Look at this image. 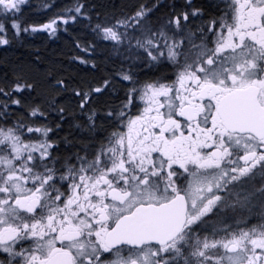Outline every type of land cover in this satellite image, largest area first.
Masks as SVG:
<instances>
[{
    "label": "snow or ice",
    "instance_id": "6c2138e0",
    "mask_svg": "<svg viewBox=\"0 0 264 264\" xmlns=\"http://www.w3.org/2000/svg\"><path fill=\"white\" fill-rule=\"evenodd\" d=\"M26 3L0 0V33L10 12L21 30L15 14ZM83 8L31 31L55 34ZM150 11L140 5L94 29L135 40L149 66L173 68L170 81L117 73L133 87L107 113L115 130L104 135L92 110L88 142L61 159L50 128L0 126V264H264V0H224L219 16L194 27L201 9L156 21ZM109 85L77 91L80 107ZM136 100L144 107L132 115ZM25 132L41 136L25 141Z\"/></svg>",
    "mask_w": 264,
    "mask_h": 264
},
{
    "label": "trees",
    "instance_id": "16d2710c",
    "mask_svg": "<svg viewBox=\"0 0 264 264\" xmlns=\"http://www.w3.org/2000/svg\"><path fill=\"white\" fill-rule=\"evenodd\" d=\"M77 2L84 5V14L71 13L76 15V20H69L55 35L31 31L32 26L38 27L61 10L73 8ZM45 4L51 7L45 8ZM140 5L151 9L148 14L151 21L201 9L202 17H190L193 26L212 16L215 10L213 0H191V4L188 0H29L19 14L20 33H13L9 43L0 48V88L9 93H0L2 122L50 128L48 138L56 145L52 154L61 159L71 156L88 142L86 125L92 110H96L95 123L104 128V135L115 130V121L108 118L107 113L118 109L133 87L117 73L134 74L136 80L144 82L168 77L172 68L166 61L149 66L147 58H142V49L135 47V40L129 42L121 38L120 43L104 40L94 31L96 24L111 26L117 19L130 16ZM24 27L29 31H23ZM127 31L129 35L139 34L131 29ZM104 79L110 80L109 87L100 94H92L82 109V98L77 96V91H89L102 85ZM17 83L34 87L15 91ZM13 100L20 103L14 104ZM37 107L44 115L30 114L31 109ZM138 109H142L140 100L132 107V115Z\"/></svg>",
    "mask_w": 264,
    "mask_h": 264
},
{
    "label": "rangeland",
    "instance_id": "374dc122",
    "mask_svg": "<svg viewBox=\"0 0 264 264\" xmlns=\"http://www.w3.org/2000/svg\"><path fill=\"white\" fill-rule=\"evenodd\" d=\"M29 0H27V2H28ZM214 6H215V3H214ZM24 7V5H21V10H22V8ZM21 13V12H20ZM20 13H16L15 14V16H16V20H17V22L18 23H20V21H19V14ZM6 22H5V31L3 32V33H1V35H3L4 36V38H6V39H8L9 41H10V36L14 33V34H19L20 33V31L19 32H17V30L16 29H14V28H12V21H13V13H8V18L5 20ZM62 25H64V23H62V22H60L59 24H58V27H57V31L59 30V28L62 26ZM120 29H122V31L124 32L125 31V29L124 28H120ZM56 31V32H57ZM39 32V31H38ZM41 32H46V33H49V34H52V33H50L49 31H46V30H42ZM56 34V33H55ZM55 34H52V35H55ZM139 35V34H138ZM7 45V44H6ZM6 45H0V48L1 47H4V46H6ZM144 57H146V54L143 52V50H142V58H144ZM3 127H5V128H7L6 126H3ZM41 134L40 133H25V135H24V139H25V141H28V140H37L38 138H40L39 136H40ZM51 142H53V141H51ZM54 143V142H53ZM56 147V146H55Z\"/></svg>",
    "mask_w": 264,
    "mask_h": 264
},
{
    "label": "flooded vegetation",
    "instance_id": "af4514ba",
    "mask_svg": "<svg viewBox=\"0 0 264 264\" xmlns=\"http://www.w3.org/2000/svg\"><path fill=\"white\" fill-rule=\"evenodd\" d=\"M214 1V3H215V10H214V13H213V15L212 16H208L207 18H205L204 19V21H207L209 18H211V17H214V16H219L220 14H221V11L223 10V8H224V0H213ZM217 5H219V8L217 7ZM0 19H3L2 17H0ZM4 23L6 22L5 20L3 21ZM195 26V25H194ZM193 26V27H194ZM0 35H1V33H0ZM2 48V47H1ZM172 67V66H171ZM172 79H174V75H173V68H171L170 69V74L168 75V77H167V80H172ZM0 105H1V103H0ZM144 107V103L142 102V108ZM2 114H1V106H0V126H6V127H13L16 123H12V124H4L3 122H2ZM27 126H29V127H34L35 128V125L34 124H29V125H27ZM54 145H55V143H54ZM56 146V145H55ZM55 149H56V147H54L53 149H51L50 151H52V153H53V151H55ZM249 220H250V222L252 223V224H256V223H258L259 221H258V219L257 218H252V217H249L248 218ZM0 259H3V257L2 256H0Z\"/></svg>",
    "mask_w": 264,
    "mask_h": 264
}]
</instances>
